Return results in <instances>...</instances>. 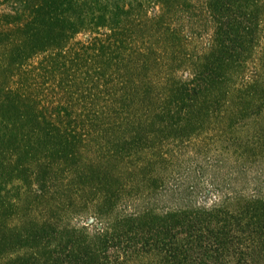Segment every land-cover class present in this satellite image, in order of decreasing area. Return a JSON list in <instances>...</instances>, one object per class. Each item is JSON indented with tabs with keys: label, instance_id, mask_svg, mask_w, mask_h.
Returning <instances> with one entry per match:
<instances>
[{
	"label": "trees",
	"instance_id": "16d2710c",
	"mask_svg": "<svg viewBox=\"0 0 264 264\" xmlns=\"http://www.w3.org/2000/svg\"><path fill=\"white\" fill-rule=\"evenodd\" d=\"M0 6V264H264L258 0Z\"/></svg>",
	"mask_w": 264,
	"mask_h": 264
},
{
	"label": "rangeland",
	"instance_id": "374dc122",
	"mask_svg": "<svg viewBox=\"0 0 264 264\" xmlns=\"http://www.w3.org/2000/svg\"><path fill=\"white\" fill-rule=\"evenodd\" d=\"M258 5L259 6H262V5L264 6V0H258ZM2 9H3V7L0 6V10H2ZM6 24H7V22L5 21V18H2L0 16V64H1V60L3 59V56H4V50L6 48V46H4V44H2V42H3V41H1L2 40V36L8 37V38H6V40L8 41L11 37L13 38V35H14L13 34L14 31L13 30L10 31L9 27H7ZM254 32H255L254 33L255 34L254 40H253V42H251L247 46V47H250L251 53H253V57H254V55H256L255 53L259 49V47H261L263 45V43H264V21L259 24L258 28H256V30ZM252 60H253L252 58L249 59V60L246 59L245 60V62H246L245 67L252 66ZM249 69H251V68H249ZM0 82L4 83L8 87H14L15 86V69L13 71H11V75L7 74L6 72L2 73V71L0 69ZM244 99H246V96L244 97ZM247 106H248L247 109H249V108L250 109L248 111H246V112L248 113L250 111V113L254 114V115H250V116L244 115L243 116L242 122H241V123H243V127L241 129H244V130L249 131L251 133H252V131H254L256 129H264V112L262 114H260L259 116H256L255 113H252L255 110H253V108H251V102H249L247 104ZM241 134H243V132H241ZM221 146H224V144H222ZM216 147L217 146L215 145V148ZM217 149H220V148H217ZM210 154H211V158L208 160V162L215 161L214 155H216L215 156L216 159H219L220 157L222 158V156H223V158H226V157L229 156V154H227V153L218 154L214 150L213 147L210 148L208 152H206V153H204L202 155L203 156H207V155H210ZM198 162L199 163H204V162H201L200 159H198ZM207 170H209V169L207 168ZM0 171H1V174H2V179H3V177H6L5 179H3V181L1 180V182H0V191H3L6 194L5 200L8 199L9 202H12L13 198L15 196V187H14L15 186V184H14L15 183V181H14L15 177H14L13 169L12 168L6 169L2 165V168H0ZM209 173L210 174H208V175L212 174V172H209ZM0 195H1V193H0ZM29 202H30V199H27V201L25 202V206L23 208L27 209L28 205H29L28 204ZM85 220L89 221L90 218H88V219L86 218ZM94 225H95L94 223H91V226H89V227H95Z\"/></svg>",
	"mask_w": 264,
	"mask_h": 264
}]
</instances>
